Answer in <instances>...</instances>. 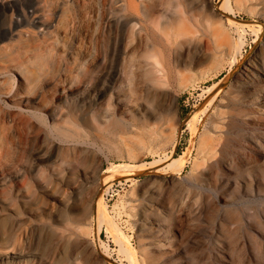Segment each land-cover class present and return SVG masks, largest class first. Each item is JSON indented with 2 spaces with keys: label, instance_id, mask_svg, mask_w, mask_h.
<instances>
[{
  "label": "rangeland",
  "instance_id": "rangeland-1",
  "mask_svg": "<svg viewBox=\"0 0 264 264\" xmlns=\"http://www.w3.org/2000/svg\"><path fill=\"white\" fill-rule=\"evenodd\" d=\"M142 7L151 57L141 77L126 76L124 112L110 101L106 124L83 119L93 138L79 161H53L54 147L42 161L29 152L0 187V264H215L219 231L232 264H264L255 232H264L256 193L264 190V0ZM125 25L108 28L97 83L117 65ZM249 60L262 65L249 81L251 97L236 86ZM223 160L234 161L247 186L224 181ZM100 198L106 208L98 215Z\"/></svg>",
  "mask_w": 264,
  "mask_h": 264
},
{
  "label": "bare ground",
  "instance_id": "bare-ground-1",
  "mask_svg": "<svg viewBox=\"0 0 264 264\" xmlns=\"http://www.w3.org/2000/svg\"><path fill=\"white\" fill-rule=\"evenodd\" d=\"M16 1L21 3L20 8L14 5ZM145 1L0 0V187L18 174L29 152H35L37 161H42L46 148L54 147L53 161H79L93 138L83 119L88 117L100 128L111 118L110 101L118 112H124L126 76L134 72L141 77L148 65L146 59L151 57L143 34ZM123 20L126 25L117 65L97 83L107 59L108 28ZM235 24L243 27L248 22L232 18L231 25ZM261 66L259 60H249L239 75L242 81L236 86L247 97L256 92L249 81L258 77ZM220 83L215 85L219 84L216 91L215 86L210 88L211 102L222 89ZM43 117L48 118L47 124L40 120ZM260 138L251 136V142L257 146ZM233 164L223 160L227 173L224 181L234 186L239 180L247 186L248 177ZM246 164L251 166L250 161ZM256 193L264 201V190ZM105 208L100 198L98 215L105 213ZM153 224L159 226L158 232L170 229L161 221ZM255 232L264 238V232ZM223 238L219 231V244L211 261L232 264Z\"/></svg>",
  "mask_w": 264,
  "mask_h": 264
}]
</instances>
